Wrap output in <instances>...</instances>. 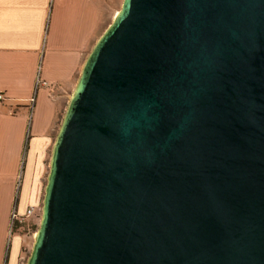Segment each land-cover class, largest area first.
I'll return each mask as SVG.
<instances>
[{
	"label": "water",
	"instance_id": "water-1",
	"mask_svg": "<svg viewBox=\"0 0 264 264\" xmlns=\"http://www.w3.org/2000/svg\"><path fill=\"white\" fill-rule=\"evenodd\" d=\"M26 264H264V0H122Z\"/></svg>",
	"mask_w": 264,
	"mask_h": 264
},
{
	"label": "crops",
	"instance_id": "crops-1",
	"mask_svg": "<svg viewBox=\"0 0 264 264\" xmlns=\"http://www.w3.org/2000/svg\"><path fill=\"white\" fill-rule=\"evenodd\" d=\"M119 2L0 0V264H19L31 243L30 235H10L11 210L42 203L84 61Z\"/></svg>",
	"mask_w": 264,
	"mask_h": 264
},
{
	"label": "built area",
	"instance_id": "built-area-1",
	"mask_svg": "<svg viewBox=\"0 0 264 264\" xmlns=\"http://www.w3.org/2000/svg\"><path fill=\"white\" fill-rule=\"evenodd\" d=\"M45 84V82H42ZM4 98V94L0 91V101ZM18 209L13 207L10 213V226H9V233L10 235L14 232L13 227L16 224H24L29 222L30 220L34 221V224L39 226L40 217H41V206L29 205L22 213H18ZM35 235V232H32Z\"/></svg>",
	"mask_w": 264,
	"mask_h": 264
},
{
	"label": "rangeland",
	"instance_id": "rangeland-1",
	"mask_svg": "<svg viewBox=\"0 0 264 264\" xmlns=\"http://www.w3.org/2000/svg\"><path fill=\"white\" fill-rule=\"evenodd\" d=\"M121 4H122V0H120V2L118 3V4H116L115 3V5H114V9L116 10L117 9V7H118V11L120 10V8H121ZM114 16H116V15H113V17H111V23L113 22V20H114ZM86 61V60H85ZM84 61V62H85ZM39 206H41L42 207V203H41V205H39ZM39 227V226H38ZM37 230V228L35 229V227H32L31 228V230H28V231H26V229L23 231V233L25 232V234L26 235H30L31 236V243H32V240H33V242H34V237L32 236V231H36ZM31 243H28V245H26L25 244V246L23 247V249H22V259L21 260H19V264H26V260H28V257H29V255H30V251H31V246H32V244Z\"/></svg>",
	"mask_w": 264,
	"mask_h": 264
},
{
	"label": "trees",
	"instance_id": "trees-1",
	"mask_svg": "<svg viewBox=\"0 0 264 264\" xmlns=\"http://www.w3.org/2000/svg\"><path fill=\"white\" fill-rule=\"evenodd\" d=\"M41 205V204H40ZM32 227H35V229L38 227V225L34 224L33 220H30L29 222H26L24 224H16V226L13 227V231L20 233V234H25L23 231L26 229V231L31 230ZM35 232V231H32Z\"/></svg>",
	"mask_w": 264,
	"mask_h": 264
}]
</instances>
